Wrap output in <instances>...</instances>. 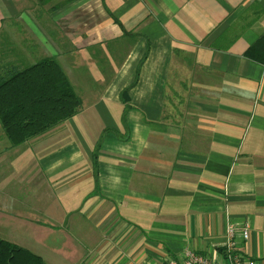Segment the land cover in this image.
Returning a JSON list of instances; mask_svg holds the SVG:
<instances>
[{
  "label": "crops",
  "instance_id": "1",
  "mask_svg": "<svg viewBox=\"0 0 264 264\" xmlns=\"http://www.w3.org/2000/svg\"><path fill=\"white\" fill-rule=\"evenodd\" d=\"M2 27V64L56 56L82 108L17 146L0 128L1 238L48 264L229 263L234 223L264 264V0H0Z\"/></svg>",
  "mask_w": 264,
  "mask_h": 264
},
{
  "label": "trees",
  "instance_id": "2",
  "mask_svg": "<svg viewBox=\"0 0 264 264\" xmlns=\"http://www.w3.org/2000/svg\"><path fill=\"white\" fill-rule=\"evenodd\" d=\"M244 55L264 64V31L247 47ZM81 108L80 97L55 57L43 56L30 64L0 63V128L10 146L48 132ZM101 138L102 135L96 150ZM93 166L96 174L95 152ZM0 264L48 263L29 249L0 237Z\"/></svg>",
  "mask_w": 264,
  "mask_h": 264
},
{
  "label": "built area",
  "instance_id": "3",
  "mask_svg": "<svg viewBox=\"0 0 264 264\" xmlns=\"http://www.w3.org/2000/svg\"><path fill=\"white\" fill-rule=\"evenodd\" d=\"M239 233L243 238L248 237V226L242 225L238 226L234 223H229L226 226V258L229 263H224L221 261H217L209 258L208 256L198 254L193 250L186 248L184 249L182 259L180 261L176 259H169L164 264H254V261L251 259L244 258L240 253H237L234 250V238L235 235ZM145 264V263H140Z\"/></svg>",
  "mask_w": 264,
  "mask_h": 264
},
{
  "label": "rangeland",
  "instance_id": "4",
  "mask_svg": "<svg viewBox=\"0 0 264 264\" xmlns=\"http://www.w3.org/2000/svg\"><path fill=\"white\" fill-rule=\"evenodd\" d=\"M36 3H37V0H36ZM15 29V28H14ZM13 29V27H7V28H5V27H2L1 29H0V47L2 46L1 45V40H10L11 38H10V34H12L11 33V31L12 30H14ZM25 45V44H24ZM28 46V45H27ZM65 48H66V44H65ZM29 49V47L27 48V50ZM29 51V50H28ZM24 55L25 56H27V57H25V58H23L22 59V62L23 63H27V64H30V63H32V62H34V61H36V60H38L39 58H41V57H43L44 56V54L42 55L39 51L37 52H34L33 53V55H32V58L30 59V52H25L24 53ZM49 55V54H48ZM52 55V54H51ZM56 57V56H55ZM5 61H9V58H3L2 60H0V63H2V62H5ZM78 93H80V92H78ZM15 234L16 233H14L13 235L14 236H10V240L13 238V237H15ZM42 248H43V246H42Z\"/></svg>",
  "mask_w": 264,
  "mask_h": 264
}]
</instances>
